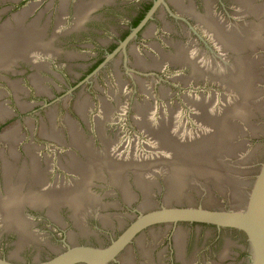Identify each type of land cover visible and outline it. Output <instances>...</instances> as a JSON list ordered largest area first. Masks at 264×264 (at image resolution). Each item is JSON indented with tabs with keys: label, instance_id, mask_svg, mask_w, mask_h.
<instances>
[{
	"label": "water",
	"instance_id": "water-1",
	"mask_svg": "<svg viewBox=\"0 0 264 264\" xmlns=\"http://www.w3.org/2000/svg\"><path fill=\"white\" fill-rule=\"evenodd\" d=\"M104 1L109 0H78L74 26ZM171 1L181 11L194 12L182 0ZM67 2L0 3V9L9 6L0 10V74L18 60L31 64L21 67L18 76L7 74L11 82L0 85V119L20 124L24 131L32 126L37 134L58 133L71 139L82 153L74 151L67 160L78 178L60 187L45 185L32 147H27L30 168L15 172L4 159L6 195L0 197V214L5 229L18 232L20 243L35 240L31 223L22 213L25 204L47 208L52 219L58 218L59 207L68 206L74 220L67 223L68 240L106 245V236L94 232L90 222V215L99 211L104 224L114 219L116 224L109 228L116 231V239L107 247H69L46 261L0 257V264H107L120 256L123 264H264V0H235L236 6L229 9L237 17L233 24L227 22L231 16L219 14L218 9L223 20L211 8L196 15L219 48L220 52L213 50L220 58L212 53L216 59L205 62L177 44L174 53L160 51L149 67L139 70L155 72L166 60L190 67L176 71L166 67L161 77L135 75L134 80L123 67L122 75L112 66L91 73L93 49L73 47L59 39ZM160 2L164 0L157 1L148 17ZM117 17L110 15L101 25L104 34L94 38H108L105 26L112 27ZM46 54L52 55L53 63L43 59ZM201 79L208 85L191 90L189 82ZM30 89L38 96L22 94ZM130 91L144 94L131 105L137 108L131 113L132 123L116 113L130 107L123 95ZM45 93L54 96L47 100ZM97 96L107 104H99ZM12 101L20 112L11 114ZM100 108L106 113L111 108V116L100 114ZM86 113L91 121L98 116L108 128L105 135L115 140L116 151L109 140L97 151L101 144L92 148L88 143L92 133L85 137L72 126L69 132L61 128L76 124L77 115ZM15 130L8 131L10 146L20 139L13 135ZM130 202L139 212L124 208ZM180 223L200 226L194 225L186 237L187 226L185 232L173 233V249L169 246L172 233L165 230ZM216 227L243 232L254 256L247 239ZM132 240L134 246L129 245ZM159 253H163L162 260Z\"/></svg>",
	"mask_w": 264,
	"mask_h": 264
},
{
	"label": "flooded vegetation",
	"instance_id": "flooded-vegetation-1",
	"mask_svg": "<svg viewBox=\"0 0 264 264\" xmlns=\"http://www.w3.org/2000/svg\"><path fill=\"white\" fill-rule=\"evenodd\" d=\"M2 1L4 0H0V3H2ZM77 1L78 0H68L66 4V11L61 23L62 26L58 29L61 37L59 39H63L62 41L64 44H69L73 47L93 49L94 52L90 54V57L88 56L89 58L92 57L91 64L88 66L90 68L95 66L91 73H99L100 69L103 67L112 66L118 69V74L122 75L120 68L123 67L125 69V73L131 80H134L135 75L137 77L150 75L161 77L163 75L164 68L166 67L173 68L175 71L180 70L183 67H190L187 64H172L170 61L166 60L163 61L160 68L155 67V72L148 73V69L145 71L142 69L139 70L140 68L149 67L152 57H159L161 55L160 51L167 54L174 53L176 51L175 45L177 44L189 48L190 53L193 51V54L205 62H212L213 59H216L212 56V53L215 57L217 56V58H220V53H214L213 50V48H215V51L218 50L220 52L219 48L214 42L212 36L208 34L199 24L196 19V15L205 14L207 12V8H211L218 17L219 14L230 15L231 18L227 19V22L230 24L235 23L237 18L233 16V12L229 11V9H233V7L236 6L235 0H182V5L191 7L194 10V12L189 13L181 11L171 0H164V2H160L156 6L155 11L150 17H148V14L155 7L158 0H109L94 7L82 23L78 27H75ZM8 7H2L0 10ZM217 9L220 11L219 14L216 12ZM12 10L13 8L10 7L9 11ZM20 12L21 11H18L15 14ZM110 15L119 17L113 19L114 24L112 27L105 26V29L109 33V37L94 38L95 36H102L104 34V30L101 25L109 19ZM27 17L26 19L28 20L29 18ZM48 30L49 26H47V32ZM54 30H57V28L54 27ZM58 52H60V50ZM51 56V54H46L43 59L46 60V58H48L47 62L51 64L54 62V60H52L53 57ZM30 65V63L24 60L23 62L18 60V62L11 65V69H8L7 71L2 70L4 73L0 74V85L3 84V81L7 83L11 82V78L7 74H14L18 76L21 74V67ZM25 72L26 70L23 69V73ZM20 79L23 81L22 78ZM206 82L207 81L205 79H201L199 82L190 81L189 83L192 85L191 90H198L201 84H205L204 86L208 85ZM123 84L124 86L127 85V80H125ZM22 94L25 96H38V93L34 92L32 89H30V91L23 92ZM50 94L51 93H45L47 100L54 96V94H52V96ZM123 95H125V101L130 104V107H126L124 110L125 112L123 113H120L118 110L116 113L124 114L126 117V120H124L132 123L133 117L131 116V113L135 112L137 108L133 106L131 107V105L133 102H138L137 100L141 99L144 94L138 91H130ZM11 97L13 98V96L10 95L9 99H12ZM97 100L99 101V104H102L103 106L107 104L105 103L106 99L101 100L100 96H97ZM11 103L13 104V101ZM28 104L31 103L29 102ZM85 104L88 105L87 101ZM86 109H88L87 106ZM188 109L190 111H194L193 108ZM9 110L11 111V114H13V112L15 114L17 111L20 112L15 104H13V108H10ZM110 110L111 108H109L106 113L104 108H100L98 111L101 112L100 114L109 117L111 116V112H109ZM68 113L69 111L67 112V118H69L70 115ZM77 117L78 120L75 119L77 121L76 124L66 123L62 125L61 128H65V132H69V130H71L70 127L72 126L75 130L85 134V137L92 133V140L88 143L91 147L96 146L97 143L101 144L102 148L96 149L97 151L104 148L105 139L109 140V142H113V146L116 151L114 143L115 140L108 138L105 135L107 127L100 123L98 116L95 120L93 119V121L89 119L88 113L77 115ZM2 121L3 119H0V197L6 195L4 159H7L6 161L8 163L11 162L13 164V170H15V172L30 168L32 162L27 147H32L33 149L30 148L31 152L36 153L38 157L37 162L39 164V171L45 177L44 183L46 186L54 185L55 187H60L73 183V180L78 178V175L74 171L69 170V167L67 166V160L68 158H71V153L74 151L81 153V151L71 143V139H65L60 134L58 135V133L54 130H52V132H55L56 136H46L37 134L35 128L32 126H29V128L24 131L20 124H7ZM13 127L16 128L13 135H18L20 139L15 145L10 146V141L8 140L7 135L8 131ZM57 137H59V139ZM117 152H119V150ZM75 157L81 158V156ZM15 178L16 177L13 175L14 180ZM106 204L107 206L110 205L108 203ZM107 206L104 208L106 211L109 210L107 209ZM114 206L118 209L121 207L119 204H115ZM124 208L129 209L130 212L138 211L137 209H139L135 208L131 202L128 204L125 203ZM58 211V218L52 219L48 214L47 208L33 207L28 204H25L22 207V213L31 223V229L35 234V240H30L28 243H20L18 232L5 229L0 214V244H3L2 251H0V257L5 259L22 258L27 263H32L35 259L46 261L68 250L69 247H107L116 239V231L109 228L116 224L114 219L110 216L111 218H109V222L104 224L100 215H98V211L90 215V218H93L90 222L92 227L95 228L94 232H99L106 236L108 239L107 244L101 245L99 243L94 244L85 241L70 242L67 238L66 232L68 220L74 223L70 214L72 210L68 206L63 205L58 208ZM139 215L140 213L137 216ZM125 217H127V215H125ZM162 225L164 224L162 223L160 225L161 228H165ZM194 225L196 227L197 225L200 226L199 224L196 225V223H180L177 225L167 226L165 231L168 230L172 233L169 237V246L171 245L174 249L176 244L173 233L180 230L185 232V228L187 226L190 227V229L189 232L186 231L187 234L185 233V237L189 236L188 233L192 234ZM216 228L220 231L236 233L247 239L254 256L252 243L243 232L235 229ZM123 230H121V233ZM53 240H57L61 243L56 244V242H52ZM135 243V240H132L129 245L134 246ZM173 254L174 251L172 252V255ZM162 255L163 253H159L160 259ZM172 258H174V256H172ZM107 264H123V262H121L120 256L117 260L110 261Z\"/></svg>",
	"mask_w": 264,
	"mask_h": 264
}]
</instances>
